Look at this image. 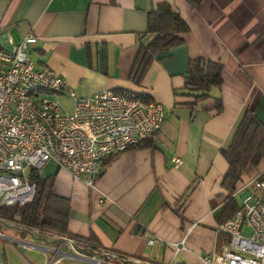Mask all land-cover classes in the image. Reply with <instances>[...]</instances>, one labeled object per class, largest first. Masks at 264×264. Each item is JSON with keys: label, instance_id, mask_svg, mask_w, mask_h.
<instances>
[{"label": "crops", "instance_id": "0c3cea01", "mask_svg": "<svg viewBox=\"0 0 264 264\" xmlns=\"http://www.w3.org/2000/svg\"><path fill=\"white\" fill-rule=\"evenodd\" d=\"M164 2L189 29L181 33L184 43L159 53L136 84L130 73L138 47L156 35L148 31L149 12ZM28 36L37 38L29 49L36 67L63 76L78 95L124 90L157 100L166 111L156 135L105 160L95 186L54 162L44 165L40 173L55 176L56 194L71 201L70 230L94 233L101 243V252L82 246L58 264H118L114 254L129 264H201L200 254L221 251L228 243L217 229L229 168L221 149L231 145L249 108L264 123V0L196 6L189 0H0V47L11 49V41ZM194 58L224 66L223 83L197 101L185 89ZM216 98H222L220 114L205 110ZM263 166L264 160L248 172L257 176ZM245 178L237 200L247 193L239 191ZM18 218H0L1 263L45 264L58 236Z\"/></svg>", "mask_w": 264, "mask_h": 264}, {"label": "built area", "instance_id": "2783aa9c", "mask_svg": "<svg viewBox=\"0 0 264 264\" xmlns=\"http://www.w3.org/2000/svg\"><path fill=\"white\" fill-rule=\"evenodd\" d=\"M36 41L28 36L11 41V49L0 47V206L31 202L37 188L31 171L40 172L48 162L95 186L106 159L156 135L166 120L163 104L154 99L112 89L78 95L63 76L36 67L29 53ZM64 95L71 99V109L63 103ZM174 161L181 162L178 157ZM244 184L239 190L247 191L242 207L217 229L228 243L221 251L200 254L201 264H264V171ZM250 184L261 194L254 203L246 189ZM79 250L76 240L58 236L45 264H58ZM114 257L118 264H129L123 254Z\"/></svg>", "mask_w": 264, "mask_h": 264}, {"label": "trees", "instance_id": "16d2710c", "mask_svg": "<svg viewBox=\"0 0 264 264\" xmlns=\"http://www.w3.org/2000/svg\"><path fill=\"white\" fill-rule=\"evenodd\" d=\"M196 6L200 0H189ZM189 29L187 22L175 12L171 5L164 2L157 9L149 12L148 31L156 33L147 44H140L130 73V79L141 84L150 65L159 53L173 49L184 43L181 33ZM221 62L206 58L190 60L185 89L195 100L210 97L214 85L223 83ZM117 93L131 98L150 99L144 94L116 90ZM223 112L222 98L207 107L206 111ZM147 140V139H146ZM145 141V140H144ZM143 141V142H144ZM139 145H142L140 143ZM146 146H148L146 144ZM264 123L252 109H248L228 148L221 152L229 162V168L224 175L222 186L228 191L224 208L220 211L223 220L231 217L242 204L235 198L237 185L249 167L257 168L264 158ZM31 180L36 183V194L31 202L23 205L0 206V218L16 219L29 228L50 232L58 236H67L76 240L79 248L82 246L101 252V243L94 233L88 237L74 234L70 230L71 201L55 192V176H43L39 171H31Z\"/></svg>", "mask_w": 264, "mask_h": 264}, {"label": "rangeland", "instance_id": "374dc122", "mask_svg": "<svg viewBox=\"0 0 264 264\" xmlns=\"http://www.w3.org/2000/svg\"><path fill=\"white\" fill-rule=\"evenodd\" d=\"M62 101L69 109H71L72 102H71V100L69 98H67V97L62 98ZM263 151H264V147H263ZM263 160H264V158H263ZM262 168H264V166ZM251 170L252 169H250V171L246 173V178H245L244 183L250 182L256 176V174H254V170L255 169H253L252 171ZM40 171L41 172H44V171L46 172L47 171L46 167L45 166L41 167ZM255 173H257V172H255ZM243 185H245V184H241V186H243ZM246 189H248L252 193V198L249 200V203H254L256 201V198L261 195L260 192L255 188L254 184L248 185V187ZM238 200L241 201V202L244 200L242 195L238 196ZM245 233L248 234L249 233V229L246 230Z\"/></svg>", "mask_w": 264, "mask_h": 264}]
</instances>
